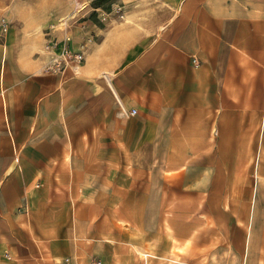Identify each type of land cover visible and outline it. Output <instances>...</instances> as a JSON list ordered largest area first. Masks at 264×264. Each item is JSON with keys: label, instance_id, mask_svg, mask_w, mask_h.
Returning <instances> with one entry per match:
<instances>
[{"label": "crops", "instance_id": "crops-1", "mask_svg": "<svg viewBox=\"0 0 264 264\" xmlns=\"http://www.w3.org/2000/svg\"><path fill=\"white\" fill-rule=\"evenodd\" d=\"M87 3L54 73L74 0H0V264H150L151 199L176 243L189 213L191 250L264 264V0Z\"/></svg>", "mask_w": 264, "mask_h": 264}, {"label": "rangeland", "instance_id": "rangeland-1", "mask_svg": "<svg viewBox=\"0 0 264 264\" xmlns=\"http://www.w3.org/2000/svg\"><path fill=\"white\" fill-rule=\"evenodd\" d=\"M88 12H86L85 14V18L91 20V8L89 7ZM63 21V20H62ZM62 21L59 22V24L62 23ZM79 24V28H81L82 32L86 29V25L84 23V21H70L69 22V27L67 28V30L70 32V36H71V41L73 42V27L75 25ZM61 30H62V24H61ZM62 38V37H61ZM60 39V38H59ZM71 42V43H72ZM76 42V41H75ZM77 43V42H76ZM84 41H80L79 43H77L76 46H78V50L80 49L81 51H83L84 49ZM75 49V48H73ZM84 52V51H83ZM152 205L154 207L155 212L154 213H149L148 215H145V220L147 221V223L150 225V229L149 231L145 232V235H149L152 238V247H154V252L151 254V252L149 253V258L150 260H152V262H150V264H221V256L219 255V258L216 257V254L211 255V257L204 255V253H202L200 251V249L197 250H191L189 247V243H188V239L186 241H184L185 237L189 236V232H191L190 228L188 227V223L190 221V219L192 218V216L189 213H185L182 215V230H181V236L183 239V242L180 243H176L174 241V230L172 229H168L169 227V222L168 221H172L174 220L173 217L175 216L174 214H166V213H158L156 211L159 210L158 206H157V199H151ZM120 212L123 214H119V226H121L123 229L126 228L127 233L130 234V232H132L133 238H137L139 239V241H141V236H142V228H141V221L143 220V215H137V213H133L130 214L126 211L123 210V208H120ZM119 212V213H120ZM126 213V214H125ZM178 215H176L177 217ZM196 216V215H195ZM120 218H123L124 220H120ZM198 222L200 223L201 219H203V217H201V215H198ZM133 220V221H132ZM133 222V224H126V222ZM159 221H162L163 223H161L160 228L156 229L155 228V224H157ZM164 222H166L164 224ZM133 227H132V226ZM190 225V224H189ZM129 226L132 227V231H129ZM173 225H171L172 227ZM202 232H200L198 230V236H201V233H205L204 230H201ZM180 230H178V234H179ZM131 235V234H130ZM205 237L204 234L201 236V238ZM197 251V252H196ZM135 256L139 257L142 252L137 251L135 252ZM126 255H123V258H125ZM133 255L130 256V258H132ZM68 258V257H67ZM66 259V258H65ZM70 259V258H69ZM64 261V259H63ZM137 262H140L139 264H141L140 259L135 260ZM154 261V262H153ZM89 264H102V262L100 260H96L95 258H93ZM135 264V263H133Z\"/></svg>", "mask_w": 264, "mask_h": 264}, {"label": "built area", "instance_id": "built-area-1", "mask_svg": "<svg viewBox=\"0 0 264 264\" xmlns=\"http://www.w3.org/2000/svg\"><path fill=\"white\" fill-rule=\"evenodd\" d=\"M74 8L62 21V31L63 36L60 39L48 37V41L45 44V51L50 58V63L47 69L54 73L63 72L68 66H76L84 61V52L80 49H73L71 47V36L67 28L70 26V21H82L85 17L86 12H88L89 4L87 0H74ZM114 12L120 18H122L121 7H115ZM9 31V22L6 18L2 17L0 19V37L6 38ZM193 62L195 60L193 59ZM134 110L132 114H134ZM63 264H72L69 258L64 259Z\"/></svg>", "mask_w": 264, "mask_h": 264}, {"label": "trees", "instance_id": "trees-1", "mask_svg": "<svg viewBox=\"0 0 264 264\" xmlns=\"http://www.w3.org/2000/svg\"><path fill=\"white\" fill-rule=\"evenodd\" d=\"M102 1L106 2V1H108V0H102Z\"/></svg>", "mask_w": 264, "mask_h": 264}]
</instances>
